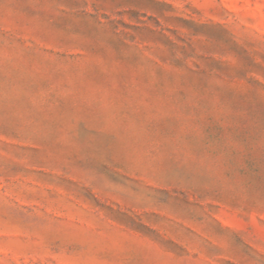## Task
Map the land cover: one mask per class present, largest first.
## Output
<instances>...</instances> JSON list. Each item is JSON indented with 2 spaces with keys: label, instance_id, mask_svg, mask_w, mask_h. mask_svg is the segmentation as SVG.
Segmentation results:
<instances>
[{
  "label": "rangeland",
  "instance_id": "rangeland-1",
  "mask_svg": "<svg viewBox=\"0 0 264 264\" xmlns=\"http://www.w3.org/2000/svg\"><path fill=\"white\" fill-rule=\"evenodd\" d=\"M0 264H264V0H0Z\"/></svg>",
  "mask_w": 264,
  "mask_h": 264
}]
</instances>
